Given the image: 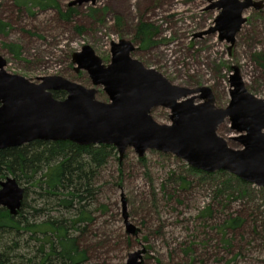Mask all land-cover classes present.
I'll return each instance as SVG.
<instances>
[{"label": "rangeland", "instance_id": "rangeland-1", "mask_svg": "<svg viewBox=\"0 0 264 264\" xmlns=\"http://www.w3.org/2000/svg\"><path fill=\"white\" fill-rule=\"evenodd\" d=\"M70 1L57 0L62 11L71 9L64 19L54 8H19L14 0H0V57L6 71L34 82L59 75L93 87L85 70H74L72 54L89 45L107 64L111 42L124 39L134 46L132 58L172 84L208 87L217 107L229 103L235 70L245 89L264 99V5L242 12L245 21L230 42L220 39L218 29L211 31L221 12L219 0H95L68 6ZM140 23L148 25L145 36L137 34ZM95 88L97 99L108 101L102 87ZM151 116L170 123L166 108L152 109ZM217 134L239 148L231 141L239 133L228 121ZM48 146L31 151L45 155ZM113 148L94 178L96 221L85 235L90 264H126L134 252L138 264H264V187L225 170L196 169L168 152L148 149L139 157L129 147L120 159ZM37 165L34 179L16 180L25 188L23 213L30 219L46 202L34 181L46 167ZM229 216L243 223L226 233L220 228ZM4 244L7 264H28L35 255L36 242L27 234L6 235Z\"/></svg>", "mask_w": 264, "mask_h": 264}, {"label": "water", "instance_id": "water-1", "mask_svg": "<svg viewBox=\"0 0 264 264\" xmlns=\"http://www.w3.org/2000/svg\"><path fill=\"white\" fill-rule=\"evenodd\" d=\"M95 0H72L68 6ZM216 19L220 39L233 42L245 18L242 12L263 1L219 0ZM133 44L124 39L110 44L107 64L89 45L72 54L74 70H85L93 87H85L59 75H46L37 82L4 69L0 57V149L34 140L65 141L77 145H112L120 156L131 147L139 157L156 149L183 159L206 172L225 170L264 187V99L250 94L238 72L230 76V100L217 107L208 87L189 89L169 82L153 68L131 57ZM101 86L108 101L97 99ZM54 91L65 93L55 98ZM200 92V94H195ZM200 99L202 102L196 103ZM169 110V124L155 121L152 109ZM239 135L232 148L217 128L223 122ZM24 188L15 178L0 181V207L17 215ZM124 204V202H123ZM126 217V214H124ZM139 252L130 253L126 264H138ZM1 264V261H0Z\"/></svg>", "mask_w": 264, "mask_h": 264}, {"label": "trees", "instance_id": "trees-1", "mask_svg": "<svg viewBox=\"0 0 264 264\" xmlns=\"http://www.w3.org/2000/svg\"><path fill=\"white\" fill-rule=\"evenodd\" d=\"M14 2L19 8H54L64 19H69L72 13L71 9L62 11L57 0ZM147 29V24L140 23L137 34L145 36ZM53 95L61 99L65 93L54 91ZM47 144L49 149L45 155L31 151L36 146L47 147ZM113 147L103 144L81 146L68 140H34L0 149V181L8 174L16 180L20 176L34 179L37 164L46 167L42 176L34 180L40 189L39 197L46 201L42 208H36V219H30L23 213L25 193L17 215H10L6 208L0 207V247L5 246L6 235L24 233L29 240L36 242L35 255L26 259L28 264H90V248L85 244V235L96 221L92 208L96 192L94 178L98 169L105 165ZM185 184L187 182H183L182 188ZM242 223L241 217L229 216L223 220L220 230L226 233L234 231ZM0 261L1 264L9 261L4 249H0Z\"/></svg>", "mask_w": 264, "mask_h": 264}]
</instances>
